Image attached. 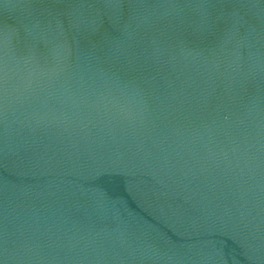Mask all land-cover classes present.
<instances>
[{
  "label": "water",
  "instance_id": "95a60500",
  "mask_svg": "<svg viewBox=\"0 0 264 264\" xmlns=\"http://www.w3.org/2000/svg\"><path fill=\"white\" fill-rule=\"evenodd\" d=\"M0 264H264V0H0Z\"/></svg>",
  "mask_w": 264,
  "mask_h": 264
}]
</instances>
